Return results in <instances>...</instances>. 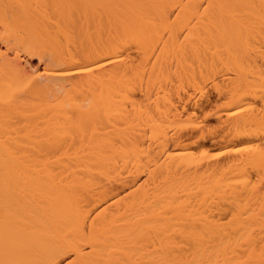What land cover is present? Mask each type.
Wrapping results in <instances>:
<instances>
[{
    "label": "bare ground",
    "instance_id": "6f19581e",
    "mask_svg": "<svg viewBox=\"0 0 264 264\" xmlns=\"http://www.w3.org/2000/svg\"><path fill=\"white\" fill-rule=\"evenodd\" d=\"M0 264H264V0H0Z\"/></svg>",
    "mask_w": 264,
    "mask_h": 264
}]
</instances>
